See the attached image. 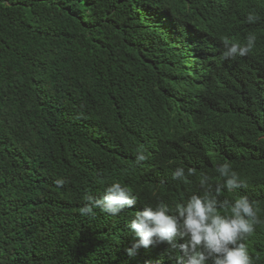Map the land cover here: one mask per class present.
I'll return each mask as SVG.
<instances>
[{"label": "trees", "instance_id": "16d2710c", "mask_svg": "<svg viewBox=\"0 0 264 264\" xmlns=\"http://www.w3.org/2000/svg\"><path fill=\"white\" fill-rule=\"evenodd\" d=\"M225 162L244 186L222 199L248 195L264 220V0H0V264H175L165 245L129 257L127 224L202 173L222 182ZM113 181L132 208L82 216ZM247 244L264 264V224Z\"/></svg>", "mask_w": 264, "mask_h": 264}, {"label": "clouds", "instance_id": "9594fccd", "mask_svg": "<svg viewBox=\"0 0 264 264\" xmlns=\"http://www.w3.org/2000/svg\"><path fill=\"white\" fill-rule=\"evenodd\" d=\"M259 15L250 11L246 16L249 24L256 23ZM257 37L249 34L245 43L223 40L225 59L248 55L256 46ZM149 154L144 148L138 149L136 163L146 161ZM215 172L222 182L213 184L211 176L202 173L198 178V190L191 192L181 202L170 206L163 201L143 205L135 211L127 224L134 239L125 249L129 257H135L141 248H155L165 245V255L175 264H253L247 240L264 224L258 216L255 201L248 195H239L234 200L223 198L225 190L232 193L244 186L237 171L230 163H221ZM196 174L194 168L178 166L172 172V179L188 183ZM66 179L60 177L55 183L63 186ZM86 203L79 209L82 216L94 215L100 208L111 215H119L137 202L133 191L119 181L109 183L101 196L86 194Z\"/></svg>", "mask_w": 264, "mask_h": 264}]
</instances>
